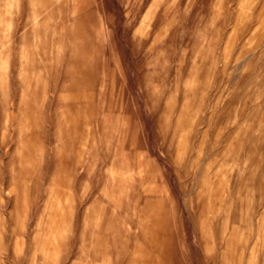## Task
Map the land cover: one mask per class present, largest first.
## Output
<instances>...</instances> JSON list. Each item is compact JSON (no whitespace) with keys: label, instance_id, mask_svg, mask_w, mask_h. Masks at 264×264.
I'll return each mask as SVG.
<instances>
[{"label":"rangeland","instance_id":"1","mask_svg":"<svg viewBox=\"0 0 264 264\" xmlns=\"http://www.w3.org/2000/svg\"><path fill=\"white\" fill-rule=\"evenodd\" d=\"M36 263L264 264V0H0V264Z\"/></svg>","mask_w":264,"mask_h":264},{"label":"bare ground","instance_id":"2","mask_svg":"<svg viewBox=\"0 0 264 264\" xmlns=\"http://www.w3.org/2000/svg\"><path fill=\"white\" fill-rule=\"evenodd\" d=\"M83 138H84V137H83ZM85 138H86V137H85ZM86 140H87V139H86ZM78 149H79V148H78ZM83 149H84V148H83ZM85 149H86V148H85ZM78 151H79V150H78ZM78 151H77V152H78ZM80 151H81V150H80ZM77 155H79V153H78ZM81 156H82V155H81ZM77 157H78V156H77ZM80 158H81V157H80ZM80 161H81V160H80ZM80 161H79V162H80ZM112 168H113V167H112ZM118 170H119V169H118ZM121 175H122V174H121ZM64 186H65V185H64ZM55 187H56V186H55ZM69 187H70V186H69ZM51 189H52V188H51ZM72 190H73V189H72ZM150 190H151V189H150ZM147 191H148V190H147ZM53 193H54V192H53ZM60 193H61V192H60ZM56 196H57V195H56ZM59 196H61V195H59ZM56 198H57V197H56ZM64 198H65V196H64ZM69 199H70V198H69ZM63 200H64V199H63ZM63 200H62V201H63ZM62 201H59V202H62ZM57 202H58V201H57ZM63 202H64V201H63ZM70 202H71V201H70ZM66 203H67V202H66ZM59 204H60V203H59ZM56 205H58V204H56ZM60 205H61V204H60ZM61 206H62V205H61ZM61 208H62V207H61ZM63 208H64V207H63ZM63 208H62V209H63ZM59 209H60V208H59ZM67 210H68V209H67ZM67 210H66V211H67ZM61 211H62V210H61ZM51 213H52V212H51ZM58 214H59V213H58ZM60 214H61V212H60ZM61 215H62V214H61ZM61 215H60V216H61ZM56 216H57V214H56ZM64 218H65V217H64ZM51 219H52V218H51ZM51 221H52V220H51ZM151 221H152V220H151ZM58 222H59V221H58ZM60 222H61V221H60ZM60 222H59V223H60ZM50 223H51V222H50ZM54 223H55V221H54ZM151 223H152V222H151ZM47 225H48V224H47ZM59 225H60V224H59ZM56 226H57V225H55V227H56ZM61 226H62V225H61ZM46 229H47V228H46ZM147 230H148V229H147ZM57 233H58V232H57ZM54 235H56V234H54ZM58 235H59V233H58ZM64 236H66V235H64ZM100 236H101V235H100ZM60 237H61V236H60ZM57 238H58V237H57ZM61 238H62V237H61ZM102 238H103V237H102ZM155 238H156V237H155ZM48 240H49V239H48ZM55 240H56V239H55ZM56 241H58V240H56ZM53 242H54V241H53ZM105 242H106V241H105ZM20 243H21V241H20ZM101 243H102V242H101ZM21 245H22V244H21ZM49 245H50V244H49ZM59 246H60V245H59ZM155 246H156V245H155ZM20 247H21V246H20ZM60 247H61V246H60ZM21 249H22V248H21ZM60 249H61V248H60ZM40 253H41V252H40ZM136 254L139 255L138 253H136ZM107 255H108V254H107ZM153 256H154V255H153ZM155 256H156V255H155ZM34 257H35V256H34ZM103 257H104V256H103ZM109 257H110V256H109ZM107 258H108V257H107ZM150 261H151V260H150ZM37 263H38V262H37ZM37 263H36V264H37Z\"/></svg>","mask_w":264,"mask_h":264}]
</instances>
